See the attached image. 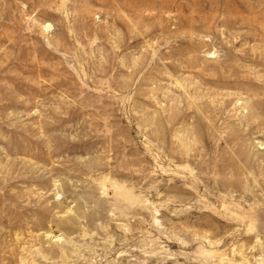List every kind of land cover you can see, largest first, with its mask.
<instances>
[{
	"label": "rangeland",
	"instance_id": "obj_1",
	"mask_svg": "<svg viewBox=\"0 0 264 264\" xmlns=\"http://www.w3.org/2000/svg\"><path fill=\"white\" fill-rule=\"evenodd\" d=\"M0 264H264V0H0Z\"/></svg>",
	"mask_w": 264,
	"mask_h": 264
}]
</instances>
